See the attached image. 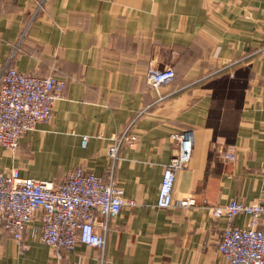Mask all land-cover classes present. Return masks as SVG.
I'll list each match as a JSON object with an SVG mask.
<instances>
[{
    "label": "crops",
    "instance_id": "0c3cea01",
    "mask_svg": "<svg viewBox=\"0 0 264 264\" xmlns=\"http://www.w3.org/2000/svg\"><path fill=\"white\" fill-rule=\"evenodd\" d=\"M10 59L19 72L66 87L50 123L14 155L0 147L2 168L58 183L83 168L108 182L109 149L129 129L114 179L136 206L101 230L104 251L78 244L61 260L31 230L27 250L0 230V264H226L218 243L229 220L207 207L264 206V0H0V72ZM150 68L176 77L157 90L146 80ZM223 76L240 85L218 115L234 128L231 144L215 138L210 121L212 83ZM184 131L194 147L173 198L195 205L159 209L164 168L178 148L172 135ZM229 147L235 161L224 160ZM247 223L245 215L232 220Z\"/></svg>",
    "mask_w": 264,
    "mask_h": 264
},
{
    "label": "built area",
    "instance_id": "2783aa9c",
    "mask_svg": "<svg viewBox=\"0 0 264 264\" xmlns=\"http://www.w3.org/2000/svg\"><path fill=\"white\" fill-rule=\"evenodd\" d=\"M175 77L172 68H150L146 74L147 82L157 90ZM65 87L66 82L55 76L35 77L19 72L10 59L0 72V147L14 155L28 133L34 132L40 124L50 123L55 102L62 98ZM128 131L109 149L108 182L83 168L69 171L58 183L22 177L18 170L6 172L0 165V230L6 231L23 250L28 249L23 241L31 230L33 236H38L54 250L59 260L63 250L72 251L78 244L104 251L106 236L101 230L107 231L110 221L118 217L124 207L136 206L135 201L125 198L124 189L116 185L114 179ZM172 139L178 148L164 168L157 201L159 209L195 205L191 199L175 204L173 198L177 173L192 159L193 132L176 133ZM87 140V137L83 139L84 146ZM224 160H236L234 147H229ZM207 209L213 219L226 217L229 220L218 243V251L226 264H264V228H260L263 205L232 200L226 206ZM241 215L248 217L247 225L232 224V220Z\"/></svg>",
    "mask_w": 264,
    "mask_h": 264
},
{
    "label": "trees",
    "instance_id": "16d2710c",
    "mask_svg": "<svg viewBox=\"0 0 264 264\" xmlns=\"http://www.w3.org/2000/svg\"><path fill=\"white\" fill-rule=\"evenodd\" d=\"M213 88V100L214 104L211 110V114L217 115V118L213 119L211 117V124L214 120L217 121L215 124V138L221 137L224 139L226 144H231L235 141L234 128L230 124H227V121L219 122V114L225 108V103H227V98H234L239 96L240 85L236 84L235 81H232L227 78V76L220 77L212 83Z\"/></svg>",
    "mask_w": 264,
    "mask_h": 264
}]
</instances>
